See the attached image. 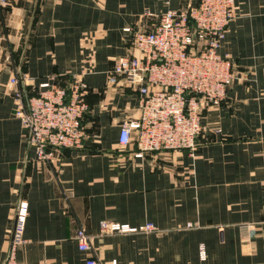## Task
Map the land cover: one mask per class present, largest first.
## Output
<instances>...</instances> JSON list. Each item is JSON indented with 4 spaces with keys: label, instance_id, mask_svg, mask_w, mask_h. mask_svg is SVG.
Returning <instances> with one entry per match:
<instances>
[{
    "label": "crops",
    "instance_id": "crops-1",
    "mask_svg": "<svg viewBox=\"0 0 264 264\" xmlns=\"http://www.w3.org/2000/svg\"><path fill=\"white\" fill-rule=\"evenodd\" d=\"M188 0H8L0 7V264L15 207L28 204L15 258L23 264H85L74 234L91 235L101 264H264V0H234L218 50L232 58L225 100L202 113L205 130L187 150L134 157L118 144L138 116V92L107 72L132 53L126 28L151 25ZM81 76L88 110L78 149L33 161L14 116L10 78ZM151 222L154 233L100 234L99 222ZM250 226V227H248ZM203 245L205 257L198 255Z\"/></svg>",
    "mask_w": 264,
    "mask_h": 264
},
{
    "label": "built area",
    "instance_id": "built-area-1",
    "mask_svg": "<svg viewBox=\"0 0 264 264\" xmlns=\"http://www.w3.org/2000/svg\"><path fill=\"white\" fill-rule=\"evenodd\" d=\"M8 0H0L5 8ZM234 0H188L179 9H167L151 25L126 28L131 34L128 56L118 58L107 72L111 85L119 82L136 88L138 116L120 124L118 144L133 142L134 157L147 153L187 150L191 156L197 138L205 130L202 113L219 106L233 81L232 58L218 53L229 24L235 19ZM55 76L30 94L32 78H10L14 116L22 136L33 152V161L51 164L59 149L82 147L86 135L81 120L88 110L87 85L81 76H71L61 85ZM28 204L20 199L15 207L10 247L3 264H23L15 252L23 244ZM250 227V226H248ZM100 234L154 233L156 226L99 222ZM91 235L76 230L80 252L88 254L85 264H101L90 255ZM198 255L205 257L203 245Z\"/></svg>",
    "mask_w": 264,
    "mask_h": 264
}]
</instances>
